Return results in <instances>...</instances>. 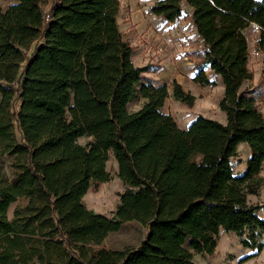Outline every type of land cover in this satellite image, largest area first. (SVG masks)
Listing matches in <instances>:
<instances>
[{
    "label": "trees",
    "instance_id": "trees-1",
    "mask_svg": "<svg viewBox=\"0 0 264 264\" xmlns=\"http://www.w3.org/2000/svg\"><path fill=\"white\" fill-rule=\"evenodd\" d=\"M3 1L12 3L0 4V264H194L195 254L214 255L221 232L256 250L240 263L263 252L245 232L264 205L241 198L264 167V114L243 90L254 79L253 24L262 28L255 49L264 52V0H157L149 9L167 24L184 3L194 10L204 48L193 81L216 86L210 70L224 86L226 122L199 115L184 130L163 112L168 87L145 82L147 68L134 64L119 0H51L47 12L44 0ZM172 86L192 108L195 96ZM139 94L144 103L131 111ZM242 143L251 156L236 178ZM111 155L125 189L108 218L84 198L110 179ZM127 222L147 228L140 245L103 247Z\"/></svg>",
    "mask_w": 264,
    "mask_h": 264
},
{
    "label": "rangeland",
    "instance_id": "rangeland-1",
    "mask_svg": "<svg viewBox=\"0 0 264 264\" xmlns=\"http://www.w3.org/2000/svg\"><path fill=\"white\" fill-rule=\"evenodd\" d=\"M121 3V10L118 17V23L124 39L133 47V62L136 66L141 67L146 64L144 59V47L148 45L146 41L149 36L147 26L152 23V18L149 9L156 0H119ZM51 0H44L43 10H49ZM11 1L0 0V4L4 10L8 9ZM152 15V16H150ZM247 38L249 42L250 61L249 67L254 72H258V65L256 59V41L254 34L248 30ZM151 35V34H150ZM195 41V40H194ZM158 51L164 52L163 48ZM29 52L28 54H30ZM195 54L192 60L188 56H184L185 62H191L196 68L200 60ZM144 80L148 82L147 74L144 73ZM170 92L163 112L170 114L180 128H186L199 115L223 121L225 114L219 109V101L224 93L222 88L217 83L216 86H199L192 85L188 78L185 85L182 87L185 91L195 96V104L192 108L187 107L173 96V86L171 80ZM253 82V81H252ZM189 85V86H188ZM144 99L139 94L138 97L130 104L129 109L136 111L141 108ZM90 139L80 138L78 142L85 145ZM251 156L250 148L247 144L242 143L238 147V157L233 160V171L236 178H242L247 167V161ZM7 170V168H5ZM107 171L110 179L107 182H94L84 198V203L89 210L105 215L108 218H113L120 205V195L124 192V185L122 180L118 177L117 163L111 155L107 163ZM243 205H264V167L261 174L253 180L247 181L244 185L243 194L241 198ZM17 203L10 206L8 216L11 219L14 215V210ZM259 222L254 225L252 229H246V236L254 235L256 241L264 244V213L259 212ZM148 230L145 226L137 222H127L123 224L118 232L110 233L103 243V247L109 250H123L126 248H136L140 245ZM256 250L247 248L243 244V238L235 233L221 232L218 237V247L212 256L194 255V264H264V250L263 252L244 263L240 261L252 255Z\"/></svg>",
    "mask_w": 264,
    "mask_h": 264
},
{
    "label": "crops",
    "instance_id": "crops-1",
    "mask_svg": "<svg viewBox=\"0 0 264 264\" xmlns=\"http://www.w3.org/2000/svg\"><path fill=\"white\" fill-rule=\"evenodd\" d=\"M193 13L194 10L184 3L182 14L174 23H163L156 16L150 15L154 18L153 21L155 23L147 26L149 28L147 34L149 38L146 40L148 45L144 47V53L146 54L144 61L146 64L141 66L147 68L148 83L154 86L166 85L168 91L171 85L168 80H171L172 83L176 81L183 87L189 78L192 85H198L193 81L198 71L197 67L194 68L191 62L189 63L183 60L184 56H188L192 60V56L195 54L198 56V60H200L204 48L203 42L196 34V29L193 24ZM254 37L257 42L260 37V32H256ZM160 48H163L165 51L160 53L158 51ZM250 58L249 56V61ZM256 59L259 70L258 72H254L253 82H246L243 85V90H247L248 95L256 100L257 106L264 114V82L261 81L264 52H256ZM207 76L210 80L219 83L222 92L224 91L220 76H213V72L210 70H207ZM219 122L225 123L226 116H223V121ZM187 128L181 129L184 130Z\"/></svg>",
    "mask_w": 264,
    "mask_h": 264
},
{
    "label": "built area",
    "instance_id": "built-area-1",
    "mask_svg": "<svg viewBox=\"0 0 264 264\" xmlns=\"http://www.w3.org/2000/svg\"><path fill=\"white\" fill-rule=\"evenodd\" d=\"M250 29L251 32H260L262 30V28L257 24H253Z\"/></svg>",
    "mask_w": 264,
    "mask_h": 264
}]
</instances>
